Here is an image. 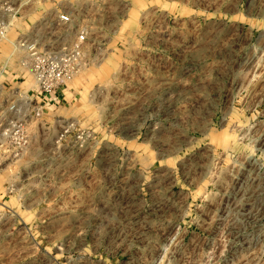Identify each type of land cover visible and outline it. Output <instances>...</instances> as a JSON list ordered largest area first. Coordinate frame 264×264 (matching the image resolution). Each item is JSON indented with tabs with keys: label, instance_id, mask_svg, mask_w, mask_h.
Wrapping results in <instances>:
<instances>
[{
	"label": "rangeland",
	"instance_id": "obj_1",
	"mask_svg": "<svg viewBox=\"0 0 264 264\" xmlns=\"http://www.w3.org/2000/svg\"><path fill=\"white\" fill-rule=\"evenodd\" d=\"M12 4V41L89 39L39 117L0 43V264H264V0Z\"/></svg>",
	"mask_w": 264,
	"mask_h": 264
},
{
	"label": "built area",
	"instance_id": "obj_2",
	"mask_svg": "<svg viewBox=\"0 0 264 264\" xmlns=\"http://www.w3.org/2000/svg\"><path fill=\"white\" fill-rule=\"evenodd\" d=\"M3 14L7 15V19L1 17ZM17 14L12 0H0V43L3 41L10 43L15 52L21 55L19 63L31 77L32 84L20 95L25 101L28 100L27 102H35L36 106L30 110L28 106L22 105L16 112L23 116L39 117L43 109L60 106L64 102V92L86 64L85 48L89 32L71 13L60 11L55 23L61 31L45 32L46 35L40 36L36 27L31 38L21 36L12 41L8 38V31ZM66 29H70V34L74 35L68 45L63 44V47H59L58 43L55 45L49 41L48 35L60 40L61 35L68 32ZM24 125L23 119L16 120L12 123V128L18 133L23 130Z\"/></svg>",
	"mask_w": 264,
	"mask_h": 264
},
{
	"label": "crops",
	"instance_id": "obj_3",
	"mask_svg": "<svg viewBox=\"0 0 264 264\" xmlns=\"http://www.w3.org/2000/svg\"><path fill=\"white\" fill-rule=\"evenodd\" d=\"M35 30V27L33 26V28L31 29V36H32V33H33V31ZM36 31V30H35ZM36 33V32H35ZM38 35H40L39 33H38ZM42 35V34H41Z\"/></svg>",
	"mask_w": 264,
	"mask_h": 264
}]
</instances>
